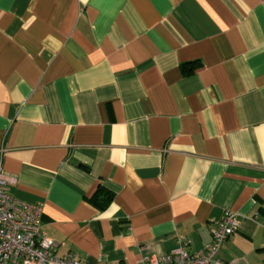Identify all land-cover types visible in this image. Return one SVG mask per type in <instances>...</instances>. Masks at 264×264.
Masks as SVG:
<instances>
[{
	"label": "crops",
	"instance_id": "obj_1",
	"mask_svg": "<svg viewBox=\"0 0 264 264\" xmlns=\"http://www.w3.org/2000/svg\"><path fill=\"white\" fill-rule=\"evenodd\" d=\"M0 147L56 255L264 264V0H0Z\"/></svg>",
	"mask_w": 264,
	"mask_h": 264
},
{
	"label": "built area",
	"instance_id": "obj_2",
	"mask_svg": "<svg viewBox=\"0 0 264 264\" xmlns=\"http://www.w3.org/2000/svg\"><path fill=\"white\" fill-rule=\"evenodd\" d=\"M3 150L0 147V264H92L72 251L54 253L55 242L41 228V204L8 193L12 177L3 168ZM239 225L236 212L227 210L213 224L211 239L201 248L189 249L187 237L178 235L173 249L146 254L144 264H209L221 242Z\"/></svg>",
	"mask_w": 264,
	"mask_h": 264
},
{
	"label": "trees",
	"instance_id": "obj_3",
	"mask_svg": "<svg viewBox=\"0 0 264 264\" xmlns=\"http://www.w3.org/2000/svg\"><path fill=\"white\" fill-rule=\"evenodd\" d=\"M191 68H187V70H190ZM102 189V188H100ZM105 194L106 196H103V195H100L99 198H100V201H99V205L100 207H104V205H106L111 197H112V192L111 191H105Z\"/></svg>",
	"mask_w": 264,
	"mask_h": 264
}]
</instances>
